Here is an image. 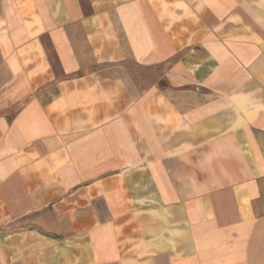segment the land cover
<instances>
[{
    "label": "crops",
    "instance_id": "0c3cea01",
    "mask_svg": "<svg viewBox=\"0 0 264 264\" xmlns=\"http://www.w3.org/2000/svg\"><path fill=\"white\" fill-rule=\"evenodd\" d=\"M0 264H264V0H0Z\"/></svg>",
    "mask_w": 264,
    "mask_h": 264
}]
</instances>
